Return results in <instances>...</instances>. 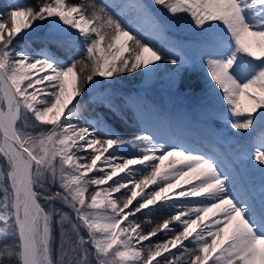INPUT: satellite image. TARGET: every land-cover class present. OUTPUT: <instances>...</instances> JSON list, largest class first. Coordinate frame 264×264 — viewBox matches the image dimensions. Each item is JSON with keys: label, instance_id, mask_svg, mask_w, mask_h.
<instances>
[{"label": "snow or ice", "instance_id": "snow-or-ice-1", "mask_svg": "<svg viewBox=\"0 0 264 264\" xmlns=\"http://www.w3.org/2000/svg\"><path fill=\"white\" fill-rule=\"evenodd\" d=\"M0 264H264V0L0 3Z\"/></svg>", "mask_w": 264, "mask_h": 264}, {"label": "rangeland", "instance_id": "rangeland-1", "mask_svg": "<svg viewBox=\"0 0 264 264\" xmlns=\"http://www.w3.org/2000/svg\"><path fill=\"white\" fill-rule=\"evenodd\" d=\"M7 0H0V3H5ZM246 98H242V103H246Z\"/></svg>", "mask_w": 264, "mask_h": 264}]
</instances>
